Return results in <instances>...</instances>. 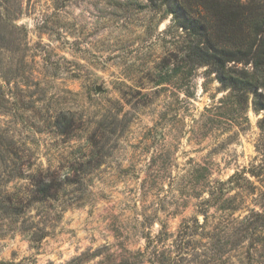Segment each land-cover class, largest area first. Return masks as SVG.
I'll return each instance as SVG.
<instances>
[{
  "label": "rangeland",
  "instance_id": "1",
  "mask_svg": "<svg viewBox=\"0 0 264 264\" xmlns=\"http://www.w3.org/2000/svg\"><path fill=\"white\" fill-rule=\"evenodd\" d=\"M191 38L160 2L0 0V264H264V111Z\"/></svg>",
  "mask_w": 264,
  "mask_h": 264
},
{
  "label": "trees",
  "instance_id": "2",
  "mask_svg": "<svg viewBox=\"0 0 264 264\" xmlns=\"http://www.w3.org/2000/svg\"><path fill=\"white\" fill-rule=\"evenodd\" d=\"M149 1L167 5L177 25L190 33L184 60L208 67V74H216L229 98L240 104H247L253 93L255 108L264 111V102L257 100L263 95L258 89H264V9L246 8L241 0ZM231 63L252 68L236 71ZM260 128L264 130V117Z\"/></svg>",
  "mask_w": 264,
  "mask_h": 264
},
{
  "label": "water",
  "instance_id": "3",
  "mask_svg": "<svg viewBox=\"0 0 264 264\" xmlns=\"http://www.w3.org/2000/svg\"><path fill=\"white\" fill-rule=\"evenodd\" d=\"M99 89V88H98Z\"/></svg>",
  "mask_w": 264,
  "mask_h": 264
}]
</instances>
